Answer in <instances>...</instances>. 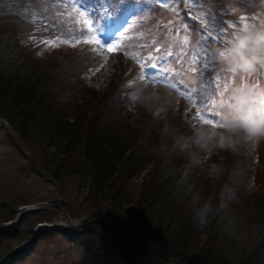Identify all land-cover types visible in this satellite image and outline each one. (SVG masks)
I'll return each instance as SVG.
<instances>
[{
    "label": "rangeland",
    "instance_id": "374dc122",
    "mask_svg": "<svg viewBox=\"0 0 264 264\" xmlns=\"http://www.w3.org/2000/svg\"><path fill=\"white\" fill-rule=\"evenodd\" d=\"M135 1L142 3L140 14H136L137 17L141 16L136 19L132 18L126 31L120 28L125 27L123 20L127 13L122 15V12L118 16H113L109 6L114 5L109 0H35V5L31 6L37 19L41 21L52 19L58 30L54 33L50 29L55 37L42 36V31L38 28L31 32V39H35L36 43H43L38 52L33 54L34 61L43 58L45 61L40 64L47 63L60 79L62 77V80L68 83L67 86L71 92H75L72 97L79 99L78 105L83 101L89 105L90 98L97 97L99 100L92 104L97 120L109 123L113 127L130 124L133 129H144L139 126L140 123H137L139 120H135V127L129 123L132 121L131 117L137 118L142 110L132 113L124 106L123 110L126 111H122L119 103L124 101L120 97L121 92L123 96H127L129 90L123 85L128 81L142 75L147 81L148 76L144 70L148 64L153 67L157 63L163 66L159 69L149 70L147 68L148 72H151L150 80L153 84L156 83L160 89L164 90L161 84L170 82L174 88H182L180 92L183 96L190 99L194 97L200 102L197 104L190 99L185 101L184 97L173 96L175 107L174 112H169L168 121L171 123L176 119L181 125L189 127L199 125L202 121L201 116L211 121L213 117L211 113L216 115L218 111L216 101L219 99V93L229 84L240 83L244 80L251 85L264 88L258 81V75L264 72V67L241 76L229 73L219 62H216V53L221 42L226 41L232 31L245 22L248 24L264 22V0H156L160 7L154 6L155 0ZM184 10L191 12L195 20H200L202 27L192 26L189 30L184 28L183 14H181ZM35 15L26 19L1 18L0 26L4 31L14 27L16 32L26 37L30 35L27 31L36 25ZM242 17L244 20H241ZM103 19L106 20L105 24ZM229 24L234 27H228ZM40 25L44 26L42 23ZM116 25L121 26L117 28ZM165 30L171 36L167 33L165 35ZM195 33H197L199 43L196 49H192L191 44L197 42ZM169 37L172 40L168 43ZM93 38L99 39L101 44L104 43L103 46L89 43L88 41ZM110 43H119L120 47L109 51L108 44ZM84 48H86L85 52L82 50ZM58 49H60L59 53L71 52L72 57L64 61L59 59ZM209 57L212 58L211 61ZM129 58H132L134 63L128 62ZM50 59L54 61H49ZM130 63L134 64L133 69L129 68L132 65ZM107 64H111V73L104 83L98 84L97 75L106 68ZM192 67L197 68L198 71L191 72ZM77 79L82 81L81 86L77 85ZM187 80L191 81L192 85ZM61 86L64 84H61L59 88ZM72 97L67 100V102L74 101V103H67L70 110H73L76 104ZM201 102H206L203 107H201ZM5 104L6 102L4 103L0 98V113L6 116L7 121L8 119L12 121L11 116L3 112ZM77 111L75 108L74 111H67V114L76 115ZM145 115L152 122L151 126L156 129L153 131L156 136H161L160 129L164 121L150 118V114L146 112ZM2 128L0 126V221L4 222L0 223V230L3 231L0 233V264H7L10 261L14 262L11 264H106L110 258L113 260L114 256L109 257L105 253L103 244L98 240L97 237H100V234L97 233L98 236H96L94 231L105 234L104 236L109 241L107 234L101 231L98 225L87 222L94 208L100 215L107 211L101 200L102 197L92 198L90 195L91 181L89 178L83 174L74 178L71 176L64 182H52L47 175L43 176L39 173V164L42 166L45 164L47 170L51 172L52 169L48 163L43 162L40 155L29 145L28 149L23 143L24 140L16 136L15 131H13L14 135L7 137L6 133L1 130ZM166 141L170 140L166 139ZM30 145L35 146L39 151L45 143L37 139L36 142L31 140ZM244 153L248 156L247 167L252 169L251 175L257 178L251 191L253 196L250 199L252 201H249L251 204L246 205L244 198L238 201L234 196L230 197L232 203L229 201L230 204L221 211L219 217L221 218L222 215L223 220L214 229L217 237L221 238L227 234L229 238L231 236V240L240 231L234 239L239 240L240 243L230 241L231 246L228 251H225L229 258L233 255V259L243 256L241 253L244 244L251 247L255 257L260 252L256 246L255 234L253 236L243 230L248 226L250 229H255V222L249 224L254 217L255 207L258 203L263 204L264 207V203H260L264 201V141H261L255 148L247 146L239 153L216 155V160L211 163H216L219 171L210 177L208 167L202 168L203 176H205L200 178L206 183L213 178H221L223 182L225 181L223 186L218 188L219 193L217 194H220L224 188H228V183L229 185L232 183L228 181L226 175L232 170L230 164L233 155L240 156ZM23 154L26 156H22ZM28 156L30 160L33 156V162L29 161ZM195 176L198 178V174ZM143 179V176L140 177V180ZM130 191L131 195H128V199H135L138 194L137 189L132 187ZM121 196V200L124 201L126 195ZM21 203L26 206H20ZM27 206H34L38 210L35 213H26L29 209ZM10 208H15L12 216L9 214ZM257 215L261 216L260 213ZM103 220L111 223L114 221L112 218L108 220L103 218ZM254 221H258V217H254ZM214 224H216V219L213 216L203 234L200 230H192L188 240L191 243L190 249L194 250L193 253L201 249L205 240L213 237L210 231L214 228ZM55 225L65 228L64 230L72 228V230L79 232L83 230L84 232L77 237L75 243L64 237L61 238L59 231L48 232L46 230V235L51 237H42L34 243L33 247L29 244L31 240L26 241L28 237H32L30 230L33 226L38 228L37 230H42L45 226ZM195 233H199L200 236L196 237L193 235ZM217 237H214L212 241L215 249L223 245V243H218ZM243 254L247 255L245 251ZM236 262L239 263V260Z\"/></svg>",
    "mask_w": 264,
    "mask_h": 264
},
{
    "label": "trees",
    "instance_id": "16d2710c",
    "mask_svg": "<svg viewBox=\"0 0 264 264\" xmlns=\"http://www.w3.org/2000/svg\"><path fill=\"white\" fill-rule=\"evenodd\" d=\"M34 5L35 0H0V19L29 18L35 15L31 8ZM35 23L27 31L30 35L26 37L16 32L14 27L4 31L0 26V98L6 102L3 112L13 119L10 122L18 137L24 140L27 147L29 145L35 150L43 162L48 163L52 173L45 164L39 165L54 181L64 182L71 176L74 178L83 174L89 178L90 195L92 198L102 197L107 211L100 215L94 208L87 222L98 225L110 239L109 246L104 249L114 256L109 263L264 264L263 204L258 203L253 213L258 221H254L253 217L249 223L255 222V229L248 226L243 230L256 236V246L260 251L256 257L251 247L245 244L242 248L247 255L240 251L238 253L243 256L239 259L226 255L225 251L231 246L230 241L240 243L239 240H234L240 231L234 235L233 240L227 234L221 238L214 234L217 224L223 220L222 215L219 217L220 213L230 204V197L234 196L238 201L244 198L246 205L251 204V191L257 178L251 175L252 169L247 167L246 153L233 155L230 164L232 170L226 175L232 183H228V188L217 194L218 188L225 181L221 178H213V183L211 179L209 183L201 180L205 176L202 168H207L209 163L215 161L216 155L209 158L202 153V164L193 166L183 155L178 154L171 136H156L153 132L155 128L151 126L152 122L145 115V111L142 110L137 118L131 117L132 121L139 120L137 123L144 127L142 130L133 129L128 123V126L113 127L104 121L100 122L96 119V111L92 105L99 100L97 97L90 98L89 105L85 101L78 105L79 99L72 97L75 92H71L68 83L62 77L60 79L47 63L40 64L44 63L43 58L34 61L33 54L38 52L43 43H36L35 39H31V32L38 28L42 31V36L55 37L50 29L54 33L58 31L52 19L41 21L35 15ZM41 23L44 24L43 27ZM59 50L56 52L59 53ZM82 50L85 52L86 48ZM71 54L59 53L57 57L64 61L72 57ZM132 65L129 68L133 69L134 64ZM81 82L80 79L76 80L78 86H81ZM61 84L64 86L59 88ZM71 97L76 101V115L67 114V111L75 110H70L67 104L74 103L67 102ZM120 97L124 101L119 105L122 111H126L123 108L127 96H123L121 92ZM171 125L182 134L190 131L188 125H181L176 119L172 120ZM37 139L45 143L39 151L30 145L31 140L36 142ZM142 176L144 179L140 180ZM190 185H195L202 193V203L211 202L214 211L208 223L213 216L216 219V224L210 231L213 237L205 240L201 249L195 253L190 249V233L196 229L203 234L208 223L203 228L192 224L190 194L185 191ZM132 187L137 189L138 194L135 199L130 200L128 195H131ZM123 194L126 195L124 201L121 200ZM257 211L261 216L257 215ZM14 212L13 208L12 215ZM103 218H112L114 221L107 222ZM83 232L82 230L80 234ZM193 235L197 237L199 233ZM39 236L40 234L36 238ZM214 237L218 238L219 244L223 243L217 249L212 245Z\"/></svg>",
    "mask_w": 264,
    "mask_h": 264
},
{
    "label": "clouds",
    "instance_id": "9594fccd",
    "mask_svg": "<svg viewBox=\"0 0 264 264\" xmlns=\"http://www.w3.org/2000/svg\"><path fill=\"white\" fill-rule=\"evenodd\" d=\"M216 56L229 73L241 76L264 67V22L249 23L232 31L225 45L217 50ZM123 87L129 90L126 109L132 113L143 110L155 120L164 121L161 136H171L178 154L193 166L202 164V153L209 158L221 153H239L247 146L255 148L264 141V88L247 81L241 80L223 89L216 101V120H202L199 125L190 126L186 134L177 132L168 121L169 112H174L175 107L171 92L140 77L128 81ZM129 123L135 127L134 120ZM217 171L219 166L216 163L208 165L210 177ZM185 191L190 194L192 224L205 227L214 211L211 202H201L202 193L195 185H190Z\"/></svg>",
    "mask_w": 264,
    "mask_h": 264
},
{
    "label": "snow or ice",
    "instance_id": "6c2138e0",
    "mask_svg": "<svg viewBox=\"0 0 264 264\" xmlns=\"http://www.w3.org/2000/svg\"><path fill=\"white\" fill-rule=\"evenodd\" d=\"M241 20H244V18L242 17L241 18ZM248 23L247 22H245V23H243L242 25H247ZM241 25V26H242ZM228 27H234V25H232V24H229L228 25ZM209 35H211V33H209ZM227 41V40H226ZM226 41H222L221 42V44H220V48L221 47H223L224 45H225V43H226ZM89 43H97V44H101V41L99 40V39H97V38H93V40H90V41H88ZM185 42H186V40H185ZM104 44V43H103ZM103 44H101V47L103 46ZM108 50L109 51H114V50H116L117 48H119L120 47V45H119V43H116V44H108ZM210 51H211V49H209ZM211 57H209V60L211 61ZM216 62H218V60L216 59ZM210 66V65H209ZM190 71L191 72H193V73H195V72H197L198 71V69L197 68H195V67H192L191 69H190ZM140 78H142V79H145V77L142 75ZM149 79H151V72H149ZM204 103H206V102H201V107H203L204 106ZM201 119L203 120V121H205V122H207V121H210V119H205V118H203V116H201ZM216 120V116H214V117H212L211 118V121H215Z\"/></svg>",
    "mask_w": 264,
    "mask_h": 264
},
{
    "label": "bare ground",
    "instance_id": "6f19581e",
    "mask_svg": "<svg viewBox=\"0 0 264 264\" xmlns=\"http://www.w3.org/2000/svg\"><path fill=\"white\" fill-rule=\"evenodd\" d=\"M111 68H112V67H111V64H107L106 68H105L104 70H102V71L97 75V77H98V78H97V83H98V84H101V83H104V82H105V80L109 77V75H110V73H111V71H110ZM97 233H98V232H95L94 234H95L96 236H98ZM78 234H80L79 231H77L76 233L70 234V235H69V239L74 241L75 238H76V236H77ZM40 235L42 236L43 234L41 233ZM49 236H50V235H48L47 237H49ZM97 238H98V240L102 243L100 237L98 236ZM102 244H103V243H102Z\"/></svg>",
    "mask_w": 264,
    "mask_h": 264
}]
</instances>
